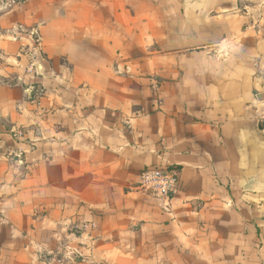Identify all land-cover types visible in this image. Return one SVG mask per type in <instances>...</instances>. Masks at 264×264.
<instances>
[{
  "label": "crops",
  "instance_id": "0c3cea01",
  "mask_svg": "<svg viewBox=\"0 0 264 264\" xmlns=\"http://www.w3.org/2000/svg\"><path fill=\"white\" fill-rule=\"evenodd\" d=\"M263 93L264 0H0V264L79 219L77 264H264ZM168 164L167 211L137 185Z\"/></svg>",
  "mask_w": 264,
  "mask_h": 264
},
{
  "label": "built area",
  "instance_id": "2783aa9c",
  "mask_svg": "<svg viewBox=\"0 0 264 264\" xmlns=\"http://www.w3.org/2000/svg\"><path fill=\"white\" fill-rule=\"evenodd\" d=\"M32 44L23 47L21 55L26 56L30 62L27 66V72L33 77L40 75L39 66L35 62L37 54L41 50L40 37L38 32H30ZM17 39V36L14 37ZM46 95L44 87L33 85L27 98L29 102L35 105L41 104V99ZM162 104L161 101L158 102ZM259 123L264 127V113L259 118ZM17 137L22 136L21 131L14 133ZM18 157V156H16ZM181 187L180 169L176 165H152L145 167L140 173L137 189L147 193L152 197L162 200L165 203V209L168 211L173 196ZM96 224L88 220H67L63 226L53 234L56 246L43 253V259L54 261L57 264H77L91 261L93 243L96 240L93 232Z\"/></svg>",
  "mask_w": 264,
  "mask_h": 264
},
{
  "label": "water",
  "instance_id": "95a60500",
  "mask_svg": "<svg viewBox=\"0 0 264 264\" xmlns=\"http://www.w3.org/2000/svg\"><path fill=\"white\" fill-rule=\"evenodd\" d=\"M258 98H259L260 100L264 101V93H263V94H260V95L258 96Z\"/></svg>",
  "mask_w": 264,
  "mask_h": 264
},
{
  "label": "rangeland",
  "instance_id": "374dc122",
  "mask_svg": "<svg viewBox=\"0 0 264 264\" xmlns=\"http://www.w3.org/2000/svg\"><path fill=\"white\" fill-rule=\"evenodd\" d=\"M94 259H93V257H92V262H93V264H94ZM97 264H100V262L97 260V262H96ZM102 264V263H101Z\"/></svg>",
  "mask_w": 264,
  "mask_h": 264
}]
</instances>
